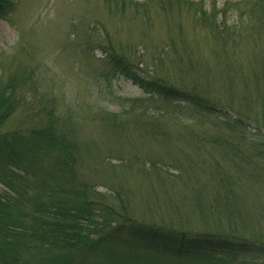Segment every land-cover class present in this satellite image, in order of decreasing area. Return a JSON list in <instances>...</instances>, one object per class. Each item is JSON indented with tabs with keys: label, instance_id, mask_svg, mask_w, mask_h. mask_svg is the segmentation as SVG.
Returning a JSON list of instances; mask_svg holds the SVG:
<instances>
[{
	"label": "trees",
	"instance_id": "obj_1",
	"mask_svg": "<svg viewBox=\"0 0 264 264\" xmlns=\"http://www.w3.org/2000/svg\"><path fill=\"white\" fill-rule=\"evenodd\" d=\"M103 2L110 17L129 14L144 25L152 5L169 14L186 10L212 34L211 62L187 58L185 69L183 58L175 82L142 70L135 51L108 32L87 35V51L97 48L114 73L146 95L120 113H101L106 133L121 143L115 160L146 185L145 195L123 193L121 185L109 197L85 173L91 145L80 139L76 112L62 116L55 95L40 98L21 64L4 69L0 264H264V208L249 199L264 189V0L236 5L242 12L232 25L225 10L208 11L203 2ZM15 7V0H0V19ZM245 41L254 48L239 64ZM164 54L153 61L163 63ZM213 80L217 90L201 86ZM20 111H28V123L5 131ZM131 124L137 142L149 145L143 157L123 148L136 142L128 135Z\"/></svg>",
	"mask_w": 264,
	"mask_h": 264
},
{
	"label": "rangeland",
	"instance_id": "obj_2",
	"mask_svg": "<svg viewBox=\"0 0 264 264\" xmlns=\"http://www.w3.org/2000/svg\"><path fill=\"white\" fill-rule=\"evenodd\" d=\"M15 1L14 13L6 19H0V74L4 69L8 73L11 66L15 70L21 64L31 72L40 98L45 100L55 95L62 116L68 114V109L76 112V122L82 132L80 139L91 145L84 154L85 173L88 179L94 181L99 194L109 197L120 191L123 185V193L132 190L145 195L144 180L135 171L122 168L115 160L114 156L121 150V143L109 132L106 133L100 117L105 112L120 113L122 106L129 100L146 98V95L130 81L114 73L97 48L87 51L86 37L93 32L97 35L108 32L115 43L129 46L135 51L134 60L142 70L149 68L160 76L169 75L177 82V67L183 58L187 65L185 69L189 64L187 58L193 62L199 60L202 64L211 62L210 50L215 46V41L209 28L197 24L191 15L186 14V10L183 14L177 11L169 14L153 5L149 11L151 21L144 22V25L142 18L131 20L129 14L127 18L110 17L103 0ZM133 1L144 3L146 0ZM191 1L203 2L208 11L213 6L216 10H225L232 25L242 12L236 9V5L244 0ZM171 42L174 49L170 48ZM244 44L249 47L243 45L237 50L242 55L239 64L248 59L244 55L246 49L254 48L252 41H245ZM185 50L191 54H186ZM164 51L168 56H161L165 57L164 62L156 64L153 59ZM214 61L212 64H215ZM251 62H244L243 65L247 66ZM195 75L191 71L189 77L194 78ZM201 86L215 91L219 83L216 80L203 81ZM27 112L20 111L14 116L5 131L25 126L29 121ZM128 135L136 142L131 144L125 141L123 148L126 151L141 156L148 154L149 145L147 147L137 142L139 139L132 124ZM6 193L7 190L0 183V196ZM249 199L264 208V189L255 190ZM137 207L141 208V205Z\"/></svg>",
	"mask_w": 264,
	"mask_h": 264
}]
</instances>
